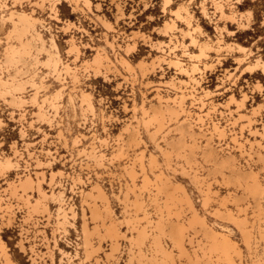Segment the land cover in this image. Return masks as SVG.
<instances>
[{
  "label": "rangeland",
  "instance_id": "1",
  "mask_svg": "<svg viewBox=\"0 0 264 264\" xmlns=\"http://www.w3.org/2000/svg\"><path fill=\"white\" fill-rule=\"evenodd\" d=\"M34 1L0 0V60L4 58L6 47H8L7 43L14 39H8L10 37L8 32L11 29L10 21L1 20V16L7 17L11 10L33 12L31 14L41 19L44 27L39 26V29L46 44V49L39 51L33 49V53L38 54L37 58L39 57L38 59L41 61L38 65L31 64L29 72L23 62L17 64L18 68L12 67L13 71L11 67L7 69L8 67L4 65L1 68L4 78H8L9 71L18 76L21 70L22 73L18 77L23 81L29 75H35L36 80L38 82L42 80L45 86L40 87L39 99L35 100L32 97L34 89L30 84H25L26 103L23 104L24 101L21 104H15L17 106L0 97V155L14 157V150L19 152V155L16 156L17 167L5 171L0 169V197L3 195L2 192H8L5 190H9V183L13 182L18 174L27 171L26 166L29 162L30 165L27 168L32 173L47 171L48 175L43 182L45 191L49 194L51 189H54L55 192L63 191L64 201L67 205L71 204L76 215H70L67 232L61 228L57 229L56 209L58 203L54 199L53 201L50 199V201L48 200L49 214L45 211L41 214L43 209H40L39 213L35 212V216L39 220H37V226L34 227L24 222L25 209L22 203L19 204L14 198L10 199L11 203L15 205V215L12 219H7L5 201H0V243L7 247L4 248L7 249L6 255L9 254L8 257H3L4 255L0 254V264H43V257L50 262L48 252L51 250L54 254V264H97V260L101 264H106V253L111 251L109 241L111 238L104 237L105 240L103 239L105 231L101 221L95 215H91L82 193V191L84 193L90 191L96 184H99L108 195L112 208V213L111 210L109 212L104 210L102 195L99 196L95 191L99 202L102 201V203L100 202V206L103 208H100V212L103 214L101 218L106 217L107 223L116 219L114 223H117L121 230L120 252L110 258L109 264H129L130 262L128 244L129 238L132 233H135V230L131 224L132 219L127 213L124 192H129V203L131 204L135 201L133 189L137 191L144 189V205L154 222L161 220L157 214L156 206L158 207L159 203L162 205V210L165 211L162 220L167 225V231L177 220L176 216L171 214L176 209L170 199L168 200L169 192L175 193V197L180 200L178 202L180 210H186L181 212L179 217L180 220L186 219V223L191 216V211L188 208V196L202 218L204 217L207 225L218 232L226 233L227 237L234 241L241 251L243 264L260 262L261 258H264V217L262 216L264 215V208H262L264 194L260 202L255 200L259 196L255 198L254 195L248 194L249 190L240 188L237 185L239 181L232 171L236 168L240 171L239 173L243 172L244 177L247 175V181L244 177V181H242L246 186L253 182L251 178L248 179L252 173L258 172L259 180L264 181V67H262L264 63H256L259 58L264 62V0H222L223 13L219 9L216 11L214 0H205L208 14H204L201 8L202 0H88V4L84 0H72L73 3L71 0H47L48 2L37 0L35 3ZM74 6L76 7L74 8ZM182 6H187L192 12L190 20L182 17ZM52 8H56L54 9L55 13ZM176 12L182 13V16L179 18ZM189 28L195 31L189 30ZM192 37H196L194 42ZM51 38L57 44L62 62L71 65L75 63L77 68L79 63L82 64L79 66L80 75L82 74L78 78L79 83L75 84L67 75L62 77L64 74L61 75L62 82L43 64L48 57V52H51L52 49ZM218 40H221L222 45L225 46L219 53L215 51ZM71 41L77 44L79 52L75 50L74 54V50L69 48ZM112 43L114 44L112 45ZM167 45L174 47L172 51L182 60L180 65L173 62L174 54L173 57L167 54L170 52ZM201 47L208 53V58L202 59L206 63L205 66L209 62V64L212 63L210 65L212 67H203V64L198 62L204 71L202 70L201 74L195 73V76L200 80L197 87L201 92L199 94H204L205 90L211 91L206 97L207 109L212 110L210 112L211 120L221 126L219 127L223 131L222 137H224H221L222 140L211 131L212 124L209 119L205 120L204 125L193 122L196 119L194 112L199 111L197 106L200 103L191 106L193 100L190 97L186 98L185 108L191 111L192 127L188 124L190 120H186V112L182 113L177 120L166 114L163 119L164 125L161 128L159 120H148L149 117L146 118V115L142 113L143 109L149 111L151 116L160 113L161 110L157 108L161 107L156 89L158 87L161 88L163 99L165 97L169 102L181 95L182 91L185 92L186 89L188 91L191 84L189 76L192 74L191 66L188 65L193 61V56L199 55ZM102 53H107L116 67L111 65L108 68L104 64L103 67L106 70L102 66H100L101 69H97L96 58ZM118 55L120 58L127 59L128 65L130 64L131 67L130 70H126L118 62ZM159 56H166L165 62L159 61L157 59ZM27 61H32V59L28 58ZM93 61L96 63L94 62V64ZM84 62H89L91 67L93 65L94 67L91 68L90 64ZM82 66L88 68L84 69ZM186 68L189 72H186ZM60 88L64 90V93L59 99V115H56L55 118L52 116L54 113H51L53 110L50 109L52 107L47 101L44 103V107L46 106L45 110L48 109L50 114L47 116L37 114L39 108L36 101H43L45 94L46 97H51L50 93H54ZM46 89L49 90L46 91ZM82 91L90 95L96 115H92L91 111L82 112L80 106ZM69 94L75 98V110L68 99ZM33 99L35 101H31ZM51 118L54 120L52 121ZM184 124L189 127H185ZM198 125H201L200 129ZM181 133L184 134L183 138ZM94 134L99 138L108 139L107 147L94 140ZM165 134L169 138L168 141L173 143L170 148H167V142L163 138ZM233 136L242 143V147L237 141H234L235 139L232 140ZM119 137L125 139V149L121 154L117 151ZM181 138L183 139L181 141L185 143L182 150L181 147H176V142ZM194 138H197L196 144ZM207 138L212 140L209 141ZM93 142H97L96 146L100 144L97 151H103L110 159H106L103 162L104 165L87 158L83 153L84 148L90 151ZM172 145H174L173 148ZM209 145L213 146L217 153L213 152L214 149ZM207 147L212 150L211 153L208 152ZM167 149L170 152L168 153L171 160L166 156L168 153L166 155L163 153ZM185 150L186 152H184ZM28 151L38 156L42 164L36 167L34 158L29 157ZM185 154L186 156H184ZM113 156L114 158H112ZM168 160L171 163L170 167L167 166ZM141 161L145 166L144 172L152 183L151 186L149 184V187H144ZM128 169L135 170L133 183L126 171ZM51 171L55 176L53 183H50L49 179ZM156 175H160L158 180L163 179L162 182L157 181L160 182L161 187L158 201L155 196L157 190L153 186ZM196 177L202 180L204 178L205 189L208 184L210 186V199L206 206H202L204 196L200 191ZM29 193L33 197L38 195L35 190L29 191ZM180 203L183 205L181 206ZM256 204H261V206ZM258 208L262 210V213ZM105 212L112 214L109 215L114 219L108 217V213ZM140 215L142 216V213ZM255 216L256 218H254ZM168 217H171V222ZM258 217L262 220L257 219ZM254 219L255 221H253ZM234 220H237L242 226L245 225L252 233L254 232L253 237L257 235L255 240L253 237L249 238L251 249L248 247V238L236 226ZM85 224L92 232L95 251L92 249V256L88 259L83 249L82 238ZM96 227L103 230L102 235L100 234V238L102 236L100 245L99 236L95 233ZM257 227L260 229L259 231ZM201 228L200 224H196L194 227H190L189 231L193 233L195 229ZM261 231L263 234L260 233ZM256 232H259L263 237L260 234L258 236ZM43 233L46 237H43ZM205 233L207 232L203 227L195 236L199 237ZM165 239L169 240V237L166 236ZM255 241H258L257 245H255ZM22 244L23 246H21ZM32 246L36 253L31 251ZM99 246L100 248H98ZM148 247L149 245L145 246L146 251ZM186 247L192 250L188 243ZM6 257L11 259L10 263ZM175 260V264L178 263L177 261L179 264L187 262L184 256L179 258L177 255ZM235 260L240 262L238 257ZM133 264L137 263L133 262ZM200 264L217 263L206 257L200 260Z\"/></svg>",
  "mask_w": 264,
  "mask_h": 264
},
{
  "label": "bare ground",
  "instance_id": "2",
  "mask_svg": "<svg viewBox=\"0 0 264 264\" xmlns=\"http://www.w3.org/2000/svg\"><path fill=\"white\" fill-rule=\"evenodd\" d=\"M36 1L37 0H35L34 3ZM40 1H44V0H40ZM45 1H47V0H45ZM84 1L87 4L89 2L88 0H84ZM72 3H73V1H72ZM214 5H215L216 11H218L217 9H219L221 11V13H223V2H222V0H214ZM75 7L76 6H74V8ZM201 8H202L204 14H208V9H207V7L205 5V0H202V2H201ZM54 9H56V8H52L53 11H54ZM182 10H181V12L183 13V16H182V13L180 14V12H176V14H178L179 18H180V16H182V17L188 18L190 20V17H192V12L189 10V8L187 6H184L182 8ZM31 13H33V12H31ZM31 13H26V11L25 12L24 11H21L20 12V11H16V10H11V12L7 15V17L6 16H3V15L1 16V20L2 21H5V20H9L10 21V23H11V29H10V32H8L9 33L8 36H10V37H8V39L9 38H14V39H13V41H9V43H7L8 47H6L7 49H6L4 58L2 60H0V97L3 100H5V101H8L10 103H13L14 105L15 104H17V105L18 104H21L24 101L25 102L23 104L26 103V100H25V97H24L25 84L26 85L27 84L28 85L30 84V86L34 89L33 90L34 92L32 93V97L35 100L39 99L38 98V93H41V92H39V89H40V87L42 88L43 85L45 84V83L43 84V81L42 80H41V82H38L36 80L35 75H29V76L26 75V76H28V78H26L25 81H23L21 78H19L20 77L19 75L22 73L21 70H20L21 73H19V75H18L19 77L17 75H15V73L13 74L10 71H9L10 72L9 73L8 70H7L8 74H9L8 78H4L2 76V71H1L2 70L1 68H2L3 65L4 66H7L8 67L7 69H9L11 67V70L13 71V68L12 67H14V69H15V67L18 68L17 64L20 63V62H23L24 65L26 66L27 72H29V69H30V65L31 64L36 63L38 65L39 62L41 61L40 59H38L39 57L37 58V55L38 54L36 55V54L33 53V49H37L38 51L39 50H42V49H46L45 40L43 38V35L41 33V30L39 29V26L44 27V24H43V21L41 19L36 18ZM54 13H55V11H54ZM232 14H234V13H232ZM227 15H230V14H227ZM189 22H191V21H189ZM187 23H188V21H187ZM196 25H198V24H196ZM198 26H195V27H198ZM192 27H193V25H192ZM245 27H246V25H245ZM222 28H224V27H222ZM242 28H244V27H242ZM191 29L189 28V30H191ZM193 31H195V30H193ZM187 33H189V32H187ZM192 34H194V33H192ZM192 38L194 39L193 40V42H194L196 40L195 39L196 37L195 38L192 37ZM217 42L218 43H217V46H216L215 51L217 53H219V52H221L222 48L225 47V46L222 45L221 40H218ZM200 43H202V42H200ZM113 44L114 43H112V45ZM50 45H51V48H52L51 49V52L50 51L48 52L49 53L48 54V57H47L46 61L43 62V64L49 69L50 72H53L54 74H56L57 75V78H59L60 80H61V75L64 74V75H62V77L67 75V76L70 77V79L73 82H75V84L77 82L79 83L80 80H78V78H79V76L82 75V74L80 75L81 72H79V69H80L79 66H81L82 64L80 65V63H79V66L77 68L75 63H73L71 65V64L67 63L66 61H65L66 63L62 62V60H61V58L59 56V49H58L57 44H56V42H55V40L53 38H51V44ZM70 47H71V50H74V54L76 52L75 50H77V52H79L78 51V46H77V44L74 41H71L70 42L69 48ZM111 47H113V46H111ZM168 47H169L170 52H168L167 54L168 55H172V57H173V54H174L175 55L174 56L175 59L172 58L173 62H175V63H177V64L180 65L182 63L181 62L182 60H180L179 56L175 52L172 51L174 47H171V46H168ZM232 48H234V47H232ZM200 49H201V51H200L201 54L199 53L198 56H196L194 54L195 56L192 57L193 58V61L191 62V60H190L191 64L188 65V66H191L190 67V70L192 71V74H191V76H189V80H191V84L188 87V91L185 88L186 91H187V93H185L186 91L185 92L182 91L181 92V95L178 94L179 95V96L177 95L178 97L175 96L176 98H174V99L171 98L172 101L169 102L168 99H165V97L163 99L162 92H161V88L158 87L156 89H157V95H158V97L160 99L159 102H160V106L161 107L160 108L157 107V108L161 110V111H159L160 113L159 114H154V115L151 116L149 114V111H147L145 109H143V112L142 113H144L146 115V118L149 117L148 120H152V121H158L159 120V127L160 128L163 127V125H164L163 124V119L165 118L166 114L170 118H173V119L177 120L182 113L186 112L185 113L186 116H187L186 120H190L189 121L190 123L188 122V124L191 127H192L193 122L200 123L201 125H204L205 120L209 119L210 120V123L212 124V130L211 131L214 132V135L216 134L217 137L220 138V140H222L221 137L223 136V131L220 129L221 126L219 125L220 126L219 127L215 122H213L211 120V117L212 116H211L210 112L212 110L209 109V108L207 109L208 102H206V97L208 96V94L211 91L209 92L208 90H205L204 91V94H199L201 92H199L198 87H197L199 85V81L200 80L197 78V76H195V73H200L201 74L202 73V70H203V68L200 67V64L199 63H202L203 64V67H208V68L212 67V66H210L212 63L209 64V62H207L208 63L207 64L208 66L207 65L205 66L206 63L202 59L203 58L207 59L208 58V53L206 52V50L204 48L201 47ZM225 49H227V48H225ZM189 54H191V53H189ZM77 55H76V59L78 58ZM119 55H118V57H119ZM190 56H189V58H190ZM121 57H123V56L121 55ZM28 58H31L32 61H27ZM157 59L159 61L160 60H163L164 61V60H166V56H159ZM118 60H119L118 62H120V64H122L126 70H130L131 69L130 64L128 65L127 59L125 60L124 57L123 58H120L119 57ZM168 60L169 59H167V61ZM94 62L95 61H93V63ZM96 62H97V64H96L97 67L96 66L95 67L97 69H99L100 66L103 67L104 64H105V67H108V66L110 67L111 65H114L116 67V64H114V62L110 60V58L108 57L107 53L100 54V56H98L96 58ZM168 62L171 63L170 60ZM219 62H220V59H219ZM81 63H83V62H81ZM84 63L90 64L89 62H84ZM256 63H264V62L259 58V59H257V62ZM74 64H75V66H74ZM44 65H43V67H45ZM186 65L187 64H185V66ZM84 66H82V67H84ZM85 67H84V69H87L88 68V67L87 68H85ZM90 67H91V64H90ZM92 67H94V65ZM105 67H103L104 70H106ZM262 67H264V64H263ZM139 68H140V66H139ZM110 70H111V68H110ZM186 72H189V70L187 69ZM108 78L110 79V77H108ZM64 80H66V79H64ZM173 82H175V81H173ZM186 84H187V82H186ZM63 86H65V85L63 84ZM258 86H259V84H258ZM174 87H176V86H174ZM62 88H64V87H62ZM258 88L260 89L261 87L259 86ZM48 90L46 89V91H48ZM180 90H182V89L180 88ZM75 91H76V89H75ZM207 91H208V93H206ZM63 93H64V90L60 88V90H57L56 92L54 91V93H50L51 94V97H49V96L46 97V94H45V96H44L45 98L43 99V101L40 100L43 103L36 101V103H38V106L37 107L39 108V110H38L39 113H37V114H39L40 116H47V115L50 114V111H47L48 109L45 110L46 109L45 108L46 106L44 107V103L47 101V102H49L48 104L50 105V107H52V108H50V109L53 110L51 113L52 114L54 113L52 116H54V118L56 117V115L58 116L59 115V106H60L59 105V99L62 97V94ZM68 97H69L68 98L69 101L71 102V105L73 106V109L75 110V107H76L75 104H74L75 98L71 94H69ZM80 97H81V99H80V102H81L80 103V106L82 108V112L83 111H91L93 113L92 115H96L95 107H94V104L92 102V99L90 98V95L85 94L82 91ZM187 97H190L193 100L191 102V106H194L195 103H200V105L197 106V109L199 111L198 112H194V115L196 116V119L193 122L190 119V118H192L191 117L192 115L190 113L191 111L190 110H187L185 108V106H186V100H187L186 98ZM30 98H31V96H30ZM78 98H79V95H78ZM34 99L31 100V101H35ZM48 104H46V105L48 106ZM17 105H15V106H17ZM19 106H21V105H19ZM213 110L215 111L216 108L214 107ZM83 114H85V113H83ZM42 118L44 119V117H42ZM53 120L54 119H52V121ZM49 121H51V120L49 119ZM201 125L200 126L198 125L199 129H200ZM183 126H182V128H183ZM223 126L225 127V125H223ZM185 127H189V126L185 125ZM94 135H95L94 136V140H96L97 142L101 143L102 146L106 145V147H107V145H108V143H107L108 141L107 140L108 139L99 138L98 135H96V134H94ZM181 135H182V133H181ZM183 135H182V138H183ZM192 135L195 136V134H193V133H192ZM211 136H212V134H211ZM235 136H233L234 138L232 140L235 139ZM163 138L167 142V145H168L167 148H170L171 144H173V143H171V142L168 141L169 138H167V134H165L163 136ZM182 138L179 139L180 142L179 141L176 142V144H177L176 147L177 148L178 147L179 148L181 147L180 148L181 150L185 146V143L183 141H181V140H183ZM211 138H207V139H209V141H210ZM222 138H224V137H222ZM234 141L235 142L237 141L239 143V146L242 147V143H240L239 140H236L235 139ZM97 142H93L92 143V146L90 147L91 148L90 151H88L86 148H84V150H83L84 152L83 153H84V155H86L87 158H91L92 160H94L98 164H103L104 165L103 162L106 159L107 160H110V159H109V157L106 156V154L103 151H101V150H100V152L97 151V148L98 147L100 148V144L97 145V146L95 145V143H97ZM124 142H125V139L123 137H119V139L117 140V151L120 154L122 152H124V149H125ZM181 142L183 143V145H181L182 144ZM194 142H195V144L197 143V138H194ZM173 147H174V145H172V148ZM176 147H175V149H176ZM209 147H210V145H209ZM210 148L214 149L213 146H211ZM215 150L216 149H214L213 152H216ZM206 151H207V149H206ZM211 151L212 150L211 149L209 150V148H208V152L211 153ZM243 151H246V150H243ZM168 152L169 151L167 149L163 153L166 155ZM184 152H186V150ZM14 153H15L14 154V157H12L10 155H5V154H1L0 155V169L1 170H4L5 171V170H8V169H10L12 167H17L18 166V163H17L18 160L16 159V156L19 155V152H18V150L15 149L14 150ZM169 153L166 156L169 157ZM207 153H206V155H207L206 157L208 158V154ZM216 153H214V154L216 156H218V154H216ZM28 155H29L30 158H34V161L36 163V167L42 164L41 161H40V159L38 158V156H35L33 152L28 151ZM210 155H212V154H210ZM215 155H212V156H215ZM249 155H250V153H249ZM259 155H261V154L259 153ZM184 156H186V154ZM187 156H189V155H187ZM212 156H210V157H212ZM251 156H249V157L251 158ZM262 157H260V158L263 160L264 157L263 158ZM112 158H114V156ZM169 159H170V157H169ZM170 160H168L169 161L168 164H167L168 167L171 166ZM225 161H227V160H225ZM223 163H224V161H223ZM29 165H30V163L27 162V166H26V170L27 171H25L22 174H18L17 175V178L14 179L13 182L9 183L10 184L9 190H7V189L5 190V191H8V192L7 193L2 192L3 195L0 197V201H5V206L4 207H5L6 214L8 215V218L7 219H12L14 217V215H15V210H14L15 205L13 203H11V200H10L11 198H14L19 204L22 203L24 205V209H25V217H24L25 219H24V222H26V224H28V225L31 224V226L33 225L35 227L38 224V221L37 220H39V218L37 216H35V212H38L39 213L40 209H43L42 212H41V214H43L44 211H45V213L47 212L49 214V212H48L50 210L49 209V201H50V199H52V201L54 199V201L55 202L57 201V203H58L57 204L58 206H57V209H56V211H57L56 212L57 213L56 227H57V229L58 228L59 229L61 228V229L64 230V232H67V230H68L67 229V224L70 223V221H69L70 215H73V216L76 215V214H74L75 211H74L73 207L71 206V204L70 205H67V203L64 201L65 199L63 198V196H64V192L63 191H59L58 190L59 192H55L54 189L53 190L51 189L50 194L45 191V189L43 187V182L46 180V177L48 175L47 171H44V170L41 171V172L35 171V172L32 173L27 168ZM140 166H141V169H142V171L144 173V175H143L144 187H149V184L151 186L152 183H151V180L149 179V177L147 176V174L144 172L145 166L143 165V161H141ZM126 171H127L128 175L131 177L132 183H133L134 182L133 179L135 177V174H134L135 170L128 169ZM232 172L235 175L236 179L239 181L237 185L240 186V188L243 187V189L249 190L250 192L248 191L249 193L248 192L247 193L249 195L252 194V196L254 195L255 198L259 196V198L258 199L256 198L255 200H257V201L260 202V199L263 197L262 195L264 194V181L262 182L261 180H259L258 174H257L258 172L256 174L252 173L254 175L251 174V176L253 178L251 176L248 177V179L251 178L253 180V182L250 183V184L247 182L250 186L249 185L246 186L245 183L242 182V181H244V178L246 180L247 175H246V177H244L243 174H242L243 172L242 173H239L240 171L236 170V168L233 169ZM251 172H253V171H251ZM161 174H163V173H161ZM61 175H63V174L61 173ZM159 176L160 175H156L155 176V180L153 181V183H154L153 186L157 190V192L155 193V196H156L157 201H158V194H159L160 188H161L160 187V184H159L160 182H157V181L163 180V179L158 180V177ZM199 177H202V176H199ZM49 179H50V183H53L54 180H55V176L52 174V171L50 173V178ZM196 180L199 183L200 191H201L202 195L204 196V199H203L204 201L202 203L203 204L202 206H206L207 204H209L208 199H210L209 198L210 191H211L210 186L208 184L207 189L204 188V178L202 180V179H200V178L198 179V177H196ZM135 185H134V187H135ZM33 190H35L38 193L37 197L36 196L33 197L32 194L29 193V191H33ZM95 191L97 192V194L99 196L102 195L103 200H102V198H100V200H102L103 203H102V201H100V202L105 206V207L103 206L104 207V210H106V211L108 210V212H109L112 208L110 207L111 204L109 203L110 201L108 200L109 199L107 197L108 195L105 193V191L102 189V187L99 184H96V186L93 189H91L90 191H88L86 193H84V191H82L83 196L85 198L84 199V202L86 203L88 209L90 210L91 215H95L101 221V225H102V227H103V229L105 231V234L103 235V239L105 240L106 237L111 238L109 240L110 241V245H111L110 246L111 247L110 248L111 251L109 253H106V258L107 259L105 260L106 261V264H109L108 261L110 260V258L115 257V254L117 252H120L121 243H120V240H119V236H120L121 230H120L118 224L116 223L117 224L116 225L114 223V222H116V219H114L113 217L110 216L112 214H110L108 212H105V213H108V217H111V218L114 219V220H111L113 222H108L109 224L105 221V218L106 217L101 218L103 214L100 211L103 208H101V206H100V202L98 200L99 197H98V195H96V192ZM244 191H246V190H244ZM143 192H144V189H140V191H137V190L133 189L135 201L133 203H131V204L129 203V201H130L129 192L128 191L124 192V198L127 201V202L125 201L126 202V206H127V213H129V215H130V217L132 219L131 220V222H132L131 224L133 225V229L135 230V233H132V235L129 238V240H130V242L128 244L129 245V247H128L129 248V261H130L129 264H133V262H135L137 264H171V263L173 264L174 261H176L175 260V257L177 255H178L179 258H182L184 256L186 258V261L188 262V264L190 262L192 264H200V260H202L203 258H206V257L209 260H212V262L213 261L216 262L217 264H220L222 262H224L226 264H243L242 263L241 251H240V249H238V247L236 246V244L234 243V241H232L230 239V237H227L226 233L218 232V231L214 230L212 227H210L209 225H207L205 219H203L204 217L202 218V216L199 214L198 210L195 208V206L192 204V202L188 199V196H187V201H188V204H189L188 208L191 211V216L189 217V219L187 220V223H186V219L180 220V218H179L181 216V212H184L186 210L185 209L180 210L181 208H180V206L178 204V202H180V200L177 197H175V195H174L175 193L172 194V192L171 193L169 192L168 200L170 199V201L174 205V208L176 209V210H173V212L171 214L174 215V216H176L177 220L172 223L173 224L172 227H169V230L167 231V229H168L166 227L167 225H165V222L162 220V219H164V213H165V211L162 210V207H161L162 205L159 203L158 204V207L156 206V208L158 210L157 214L159 216V219H161V220L154 222L153 219L150 218V216H149V211L145 208V205H144V202L145 201H144V198H143ZM6 196H8V197H6ZM259 202H257V203H259ZM255 203H256V201H255ZM22 204H21V206H22ZM182 205L183 204H181V206ZM256 205L257 206H261V204H259V205L256 204ZM22 208H23V206H22ZM183 208H184V206H183ZM262 208H264V206H262ZM104 210H102V211H104ZM259 210H261V209H259ZM83 212H84V215H86V213H85L84 210H83ZM110 212L112 213V210ZM140 213H142V216L140 215ZM253 213H255V211H253ZM261 213H262V210H261ZM104 216H105V214H104ZM258 216H260V215H258ZM262 216L264 217V215H262ZM46 217H48V216H46ZM170 218L171 217H168V220H170ZM254 218H256V216ZM257 219H259L260 221L262 220L259 217ZM47 221H48V219H47ZM108 221H110V220H108ZM171 221L172 220H170V222ZM253 221H255V219ZM234 222L236 223V226H238V228L248 238V242H247L248 243V247H249V249H251V246H250L251 244H250L249 238L253 237L252 234L254 232L252 233L249 229H247V227L245 225L242 226L241 224H239V222H237V220H234ZM196 224H200L202 228L204 227L207 233L203 234L202 236L196 237L195 234H197L202 228L201 229H195L193 231V233H191L189 231L190 227H194ZM255 224H256V222H255ZM261 226L263 228V225H261ZM261 226H259V227H261ZM257 230L259 231L260 229L258 228ZM102 231L103 230H100V227H96V232L95 233L98 234L97 236H99L98 237L99 238V240H98L99 241V245H100V239H102V236L100 238V234L103 233ZM256 233H258V236H259L260 233L263 234L262 231L260 233L259 232H256ZM261 234H260V236H262ZM166 236L169 237V240H166L165 239ZM43 237H46L45 234H44ZM256 237H257V235L254 236L253 239L255 240ZM82 238H83V249H84V252L86 253L87 259H88V258H90L92 256V253L94 251V244L92 242V232L88 228L87 224H85V227L83 229V237ZM43 239H45V238H43ZM258 239H260V238H258ZM257 242H256L255 245H257ZM20 243H22V242H20ZM187 243L191 246V249L192 250H189L186 247V244ZM146 245H149L147 251L145 249V246ZM21 246H23V244ZM4 248H7V247H4L0 243V254H2V256L4 255L3 257H5V256L8 257L9 254L6 255L7 254V252H6L7 249L5 250ZM98 248H100V246ZM30 249H32L31 251L34 252V246H32ZM92 249H93V251H92ZM64 252H66V251H64ZM34 253H36V252H34ZM42 255H45V253H42ZM48 256H49L50 262L46 261L45 258L43 257V259H42L43 264H54V254H53L52 250H51V252H48ZM7 257H6V259H8ZM236 257L239 258L240 262L239 261L237 262L235 260ZM258 259H259V257H258ZM10 260H9V263H10ZM34 261H36V260H34ZM257 261L258 260L256 259V263H257ZM261 261H263V263H260ZM261 261L260 262L258 261L257 264H264V258H261ZM177 262L178 263H176V264H179V261H177ZM187 262H186V264H187ZM97 264H101L99 262V260H97Z\"/></svg>",
  "mask_w": 264,
  "mask_h": 264
}]
</instances>
